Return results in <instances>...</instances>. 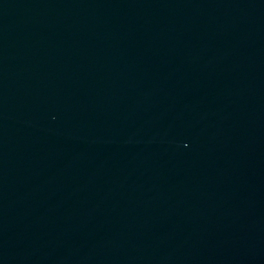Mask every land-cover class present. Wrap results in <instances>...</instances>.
Segmentation results:
<instances>
[{
  "label": "water",
  "instance_id": "obj_1",
  "mask_svg": "<svg viewBox=\"0 0 264 264\" xmlns=\"http://www.w3.org/2000/svg\"><path fill=\"white\" fill-rule=\"evenodd\" d=\"M0 264H264V0H0Z\"/></svg>",
  "mask_w": 264,
  "mask_h": 264
}]
</instances>
